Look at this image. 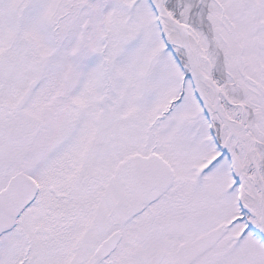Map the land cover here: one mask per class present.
<instances>
[{
  "label": "snow or ice",
  "instance_id": "1",
  "mask_svg": "<svg viewBox=\"0 0 264 264\" xmlns=\"http://www.w3.org/2000/svg\"><path fill=\"white\" fill-rule=\"evenodd\" d=\"M0 264H264V0H0Z\"/></svg>",
  "mask_w": 264,
  "mask_h": 264
}]
</instances>
